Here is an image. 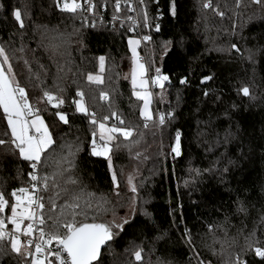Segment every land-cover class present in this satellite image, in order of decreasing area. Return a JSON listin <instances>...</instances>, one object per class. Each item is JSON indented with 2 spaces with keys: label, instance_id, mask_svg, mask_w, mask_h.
<instances>
[{
  "label": "trees",
  "instance_id": "16d2710c",
  "mask_svg": "<svg viewBox=\"0 0 264 264\" xmlns=\"http://www.w3.org/2000/svg\"><path fill=\"white\" fill-rule=\"evenodd\" d=\"M65 2L0 0V47L12 72L3 57L1 64L54 140L34 170L0 109L6 220L15 204L11 193L26 188L44 205L45 232L63 235L70 222L112 226L113 239L95 264H264L255 253L264 250V0H138L143 20L162 13L146 52L151 74L157 68L168 77L157 89L153 121L141 118L129 78L128 39L137 35L122 19L130 15L126 0H91L97 14L89 18L63 11ZM17 10L23 28L14 19ZM45 92L64 103L52 107ZM78 92L98 122L134 130L127 140L116 134L111 141L113 167L92 155L97 124L77 112ZM157 110L163 125L154 123ZM177 133L178 156L172 151ZM31 260L0 242V264Z\"/></svg>",
  "mask_w": 264,
  "mask_h": 264
},
{
  "label": "snow or ice",
  "instance_id": "6c2138e0",
  "mask_svg": "<svg viewBox=\"0 0 264 264\" xmlns=\"http://www.w3.org/2000/svg\"><path fill=\"white\" fill-rule=\"evenodd\" d=\"M89 8H94L95 5L91 3V0H87ZM255 3H260L261 0H254ZM143 3V0H141ZM210 4H206L205 7H210ZM119 3L116 4L117 10H119ZM81 8V4L77 3L76 0H72L69 4L66 0L63 11L75 12L77 9ZM173 14H175V9L173 7ZM223 15V13H219ZM14 19L18 22L21 28L24 27V21L19 10L14 12ZM159 28L157 27V31ZM145 40L150 39V37H144ZM139 41H129L130 45H137ZM235 47V45L233 46ZM135 69L132 74V84L133 87L146 88L147 81L142 79L145 68L144 65L139 62L136 55L135 47H132ZM0 57H3V64H7L8 73L12 72V67L8 64V56L5 54V50L0 47ZM101 70H103L104 57H100ZM141 79L138 81L137 76ZM211 79V77H207ZM89 81H94L96 83H101L100 77L88 76ZM168 80L167 76H162L157 69V75L152 80L154 85L163 87V81ZM181 83H185L181 80ZM244 96H248L249 89L244 87L242 90ZM137 99L143 100V110L141 116L145 118L146 121L152 120V115L149 111V103L151 93L145 92L144 94L134 93ZM77 95L80 97L79 101L75 102L76 110L85 115H91L90 122L92 124H97L96 114L89 113L85 103L83 92H78ZM44 96L46 101L52 104V107H59L64 103V101L56 100L50 93L45 92ZM101 99L108 100V95L106 93H101ZM0 109H3L4 116L7 120L8 127L11 130L13 137V142L17 149H19L20 156L28 161H32L31 167L35 170L37 165L41 163L42 154H44L54 143L52 134L49 132L48 126L45 124L44 120L37 115L38 109L34 110L33 107L28 103L27 94L25 89L22 88L18 83H16L9 75L5 73L2 65H0ZM59 120L63 123H68V118L65 114L57 112ZM115 115V113H113ZM28 117H33L31 120ZM108 117H104L107 120ZM165 117L160 116L159 122L163 125ZM120 124H124L122 119L119 120ZM147 127V123L144 125ZM100 140L104 143L97 145L95 139H93V149L92 155L94 156H105L109 159V165H111V159L109 153L112 151L110 147L111 141L117 139V135L123 136L124 139H129L133 135V129L131 128H119L116 126L108 127L103 122L98 124ZM96 133H93L95 137ZM4 141L0 140V144ZM118 147V145H117ZM172 151L178 156L180 155V137L179 133L176 136V146ZM33 181H37L38 177L33 174L31 176ZM46 179V178H45ZM116 180L115 173H113V181ZM131 183V180L129 181ZM35 187V186H34ZM47 185L45 184V188ZM132 191L135 192V186L132 187ZM19 193V194H18ZM15 197V204L11 206V217L9 218V223L13 225V230L11 233L5 231L6 223L4 220L0 219V242L4 241L5 238L9 240L11 251L17 255L22 254V247H33V241L29 239L27 245L21 240V236L30 237L32 236L34 229V224L38 222L41 226L39 228L40 241L34 244V251L24 252L23 255L27 257H33L30 264H53V260L48 259L49 256L55 258L56 264H95L101 255V248L113 238V231L111 225L97 224V223H80L75 222L65 223L63 227L66 232L61 235L57 231L45 232L42 227L45 224V219L42 214L44 208L43 203H40L33 193L29 192L26 188L18 189V192L14 191L11 193ZM35 206V208L33 207ZM9 207V201L5 199L3 194H0V213L4 212L5 209ZM37 210H40L39 212ZM30 221L27 224L26 229H22V224L24 221ZM128 223V221H125ZM118 228H122V225H116ZM46 237V238H45ZM55 242L56 249H52L50 246ZM66 253V256L63 254ZM255 253L257 256L264 258V250L261 248H256ZM135 259L140 261L142 259L141 253L137 251L135 253ZM242 264V262H238Z\"/></svg>",
  "mask_w": 264,
  "mask_h": 264
},
{
  "label": "built area",
  "instance_id": "2783aa9c",
  "mask_svg": "<svg viewBox=\"0 0 264 264\" xmlns=\"http://www.w3.org/2000/svg\"><path fill=\"white\" fill-rule=\"evenodd\" d=\"M78 3L81 4V8L77 9V11L82 12V15L85 18L94 17L97 14L96 5H95L94 8H91L90 9L88 2H78ZM117 3H119V2H117ZM126 6L128 7L129 14L132 15V16L129 15L127 18L124 17L122 19H123V21L127 22L131 26L132 32L135 33L137 35V37H139V39L141 40V48H140L141 57H140V60L143 63H145L146 66H147L148 73H149L150 89H151V92L153 94V99L155 101V99H156V92H157L158 86L157 85H154L152 83V80H153L152 79V76L153 75L150 72V67H149L147 53H146L147 52V43H148V40L149 39L148 40H145L144 37H146V36L148 37L149 36L148 34L150 32L157 31V27L159 28V26H160V20L162 19V13L159 11L156 14L157 15V20L150 22L149 20H143L141 18V15H140V12H139L140 3L138 2V0H129V1H127L126 2ZM102 8H103V11L106 12L107 11V4H103L102 5ZM115 8H116V3H115ZM121 10H122V7L119 8V10H117V8H116V12H121ZM114 19H117V17L115 16ZM112 25L115 26V24L113 22H112ZM36 114L38 115V113H36ZM160 116H161V113L157 110L156 111V119L158 121L157 122L158 124L160 123L159 122ZM28 119L31 120V117H28ZM37 211L39 212L40 210H37ZM4 212H2L0 214V219L4 220L5 223H6V229H5V231L8 232V233H11L12 230H13V226H12L11 223H9V219L6 220V218L3 216ZM39 228H40V225L37 222L36 224H34L35 231L33 232L32 236H30V237H23V236H21V239H24L25 240V244L26 245H27V241L29 239H31L33 241V247L30 248V251H34V244L40 241ZM5 240L7 242L9 241L7 239V237L5 238ZM50 247L52 249H56L57 246H56L55 242H53ZM63 255L66 256V253H64ZM50 257L51 256H49L48 259H50ZM54 261H55V258H54Z\"/></svg>",
  "mask_w": 264,
  "mask_h": 264
},
{
  "label": "rangeland",
  "instance_id": "374dc122",
  "mask_svg": "<svg viewBox=\"0 0 264 264\" xmlns=\"http://www.w3.org/2000/svg\"><path fill=\"white\" fill-rule=\"evenodd\" d=\"M127 1H129V0H126V2ZM110 7V6H109ZM125 22V21H124ZM127 22H125V24H126ZM128 24V23H127ZM130 40H132V41H139V43L137 44V45H130L129 44V41ZM128 45H129V49H130V52H131V57H132V66H131V69H130V74H129V78H130V80H131V84H132V74H133V71H134V69H135V63H134V57H133V52H132V47H135V49H136V55H137V57H138V59H139V62L141 63V64H143L144 65V68H145V73H144V75H143V77H142V79H144L145 81H147V85H146V88H144V89H142V88H139V87H136V88H134L133 87V84H132V88H133V93H140V94H144L145 92H147V93H151V96H150V103H149V111H150V113H151V115H152V120H150V121H153V120H155V103H154V99H153V94H152V92H151V89H150V82H149V73H148V69H147V66H146V64L145 63H143L141 60H140V57H141V52H140V48H141V40L139 39V37H136V36H132L131 38H129L128 39ZM0 65H2L1 64V61H0ZM155 72L157 73V68L155 69ZM5 73L7 74V75H9L6 71H5ZM156 75L157 74H154L153 76H152V79H154L155 77H156ZM160 75H162V74H160ZM10 76V75H9ZM163 76V75H162ZM141 79V77L138 75L137 76V80L139 81ZM163 83V87H160V86H158V90H162L163 88H164V85H165V81H163L162 82ZM134 97L135 98H137V96L134 94ZM80 100V99H79ZM79 100H77V101H79ZM140 102H141V109H140V114H141V112H142V110H143V105H144V101L143 100H140V99H138ZM29 103V102H28ZM85 103V102H84ZM78 112V111H77ZM80 114H83V113H81V112H79ZM43 120H44V122H45V124L47 125V123H46V120H45V118L43 117V116H41V115H39ZM33 117H31V119H32ZM141 118L143 119V120H145V118L144 117H142L141 116ZM158 121H157V119H156V122H154V123H157ZM104 123V122H103ZM98 124H99V122L97 123V126H96V135H95V137H94V139H95V141H96V144H97V138H99L100 139V134H99V128H98ZM105 125L106 126H108V127H111V126H114V125H108L107 123H105ZM48 126V125H47ZM49 129V128H48ZM11 131V130H10ZM49 132H50V130H49ZM132 137V136H131ZM130 137V138H131ZM111 147V146H110ZM42 157H43V154H42ZM42 157H41V160H42ZM98 157H102V158H105V156H99L98 155ZM109 157H110V159H111V167H113V164H112V152H110L109 153ZM105 159H107L108 160V162H109V159L108 158H105ZM32 162V161H31ZM117 181V180H116ZM34 208H35V206H33ZM28 223H30V221H27L26 220V224H22V229H26V227H27V224ZM13 226V225H12ZM23 242H24V244H25V240L24 239H21ZM26 245V244H25ZM27 251H30V248H28V247H22V252L24 253V252H27Z\"/></svg>",
  "mask_w": 264,
  "mask_h": 264
},
{
  "label": "water",
  "instance_id": "95a60500",
  "mask_svg": "<svg viewBox=\"0 0 264 264\" xmlns=\"http://www.w3.org/2000/svg\"><path fill=\"white\" fill-rule=\"evenodd\" d=\"M97 224H102V223H97ZM113 239V238H112ZM112 239L110 240V241H108L102 248H101V255H102V252H103V250L105 249V247L112 241ZM101 255H100V257H99V259L96 261V262H98L99 260H100V258H101ZM30 257V256H29ZM28 257V258H29ZM95 262V263H96Z\"/></svg>",
  "mask_w": 264,
  "mask_h": 264
}]
</instances>
